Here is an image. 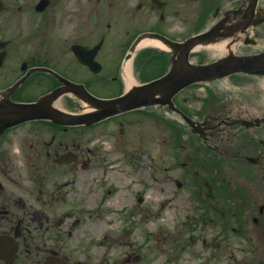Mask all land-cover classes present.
I'll use <instances>...</instances> for the list:
<instances>
[{"label": "flooded vegetation", "instance_id": "1", "mask_svg": "<svg viewBox=\"0 0 264 264\" xmlns=\"http://www.w3.org/2000/svg\"><path fill=\"white\" fill-rule=\"evenodd\" d=\"M249 18L255 24L247 26ZM223 19L227 31H240L237 55L264 51V0H0V264H264V99L257 86L264 78L231 77L241 85L234 94L196 85L178 95L177 107L200 134L184 121L168 123L161 109L91 126L72 122L85 99L122 92L120 59L140 35L182 42ZM246 31L257 50L245 43ZM51 94L36 109L46 116L18 122L33 112L18 114L13 103L34 104ZM115 151L171 163L163 169L162 205L192 208L182 222L175 211L162 219L164 229L176 227L166 229L162 241L169 247L160 258L131 251L135 204L120 209L128 215L115 219L110 237L91 218L93 196L107 179L110 188H126V199L138 207L151 189L129 180L141 181L139 169L120 178L109 173ZM142 172L146 178L149 172ZM120 245L130 246L122 256Z\"/></svg>", "mask_w": 264, "mask_h": 264}, {"label": "rangeland", "instance_id": "2", "mask_svg": "<svg viewBox=\"0 0 264 264\" xmlns=\"http://www.w3.org/2000/svg\"><path fill=\"white\" fill-rule=\"evenodd\" d=\"M182 32V31H180ZM191 33L196 32L193 31V29L190 31ZM145 59L147 61L146 69H150L154 67L155 71H152L150 73H145L142 76V73L140 74L141 80L146 81L150 78H153L159 74V69L162 68L163 62L158 58L157 52H151L145 54ZM157 67V68H156ZM159 68V69H158ZM133 129H135V125L132 126ZM138 140V139H137ZM122 149V148H120ZM173 153L169 152L168 155H172ZM115 156V153L113 154ZM119 156H122V154L119 153ZM148 156V155H147ZM126 160L128 162L129 155H126ZM133 160H136V166L132 167L131 172H135V168L141 170V173L139 174V179L141 181H138L137 179H131L135 184H138L139 182L143 183L144 181L150 182L151 184V190L147 192L145 195L146 202L142 207L137 206V200L134 202L127 200L126 198L130 195V192L127 191L126 188H123L122 186L118 187L117 184H114L110 188V180L107 179V185L105 188L101 189L98 193H96L93 196L94 206L92 207L93 216L91 217L93 220H99L102 221L101 225L104 230L107 231L108 236L115 235V219H124L125 216H127V212L123 215L124 210H120L122 208H129L133 204L137 207L135 210L137 212V215L134 217L136 220V227L132 229L133 233L129 234L127 236V240H132L131 242V251H137L142 252L146 258V256H152L150 254V251H155L156 258H160V251L162 252L164 249H167L169 247V243H163V237L165 235L166 229L174 230V227L176 225H168L165 229L163 228V218H166V214L169 213V218H172L173 212L175 211L177 216H174V219L177 221V223L182 222L186 217L189 215H192V208H185V209H175L172 208L170 205H167L166 207H163V197L162 196V190L164 189V186L162 184V178L159 180H155V176L160 175V169H157V167L160 165L158 164V161H152L151 158L147 160L144 158V156L140 155L136 158H131ZM113 166H110L111 173L114 177H123L126 168L124 165L120 166L119 168H115V158L112 160ZM142 171L149 172L146 175V178L144 176V173ZM151 178H150V176ZM233 183L238 184V180H235L232 178ZM121 181L120 179H117V183L119 184ZM126 182V181H125ZM141 188V186L136 187V189H133L134 193L137 194L138 190ZM112 189V190H110ZM115 190V191H114ZM111 191V192H110ZM98 212V215L96 214ZM139 220H142L143 222L139 223ZM108 227H106V224ZM150 224V226H149ZM184 224V223H183ZM133 225L132 223L130 224ZM99 228V225H97L94 229L96 232ZM120 231L127 230V227H121L119 229ZM161 231L162 234H161ZM233 237V235H232ZM132 243L133 246H132ZM234 244H236L238 247L241 248V244L233 243L232 247L234 249ZM124 249L120 248L119 254L122 256V251ZM237 254V257H240L241 254L239 251H235ZM154 258V257H153Z\"/></svg>", "mask_w": 264, "mask_h": 264}, {"label": "water", "instance_id": "3", "mask_svg": "<svg viewBox=\"0 0 264 264\" xmlns=\"http://www.w3.org/2000/svg\"><path fill=\"white\" fill-rule=\"evenodd\" d=\"M145 41V40H144ZM210 49L215 50L216 52H223L225 50L224 45H218L215 47H211ZM196 68L191 69L190 71H186L183 67L175 68L174 71L166 78L153 83L151 86L147 88V91L152 94H156L160 91L164 92V98L170 100L171 96L181 89L183 86H185L186 83L192 81V77L196 74ZM135 96H130L127 103L122 102V105H129L134 102ZM111 105V108H115V100L109 101ZM140 103H137L136 105L132 106H138Z\"/></svg>", "mask_w": 264, "mask_h": 264}, {"label": "bare ground", "instance_id": "4", "mask_svg": "<svg viewBox=\"0 0 264 264\" xmlns=\"http://www.w3.org/2000/svg\"><path fill=\"white\" fill-rule=\"evenodd\" d=\"M160 45L161 44L154 39H146L145 41H143L141 43L139 48H145L147 46H160ZM130 67H131V64H128L126 66V71L130 72ZM128 84H129V86L132 85V79H131L130 75L128 76Z\"/></svg>", "mask_w": 264, "mask_h": 264}]
</instances>
